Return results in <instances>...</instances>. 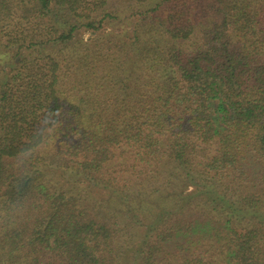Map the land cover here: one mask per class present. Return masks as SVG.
<instances>
[{
  "label": "trees",
  "instance_id": "16d2710c",
  "mask_svg": "<svg viewBox=\"0 0 264 264\" xmlns=\"http://www.w3.org/2000/svg\"><path fill=\"white\" fill-rule=\"evenodd\" d=\"M0 264H264V0H0Z\"/></svg>",
  "mask_w": 264,
  "mask_h": 264
}]
</instances>
